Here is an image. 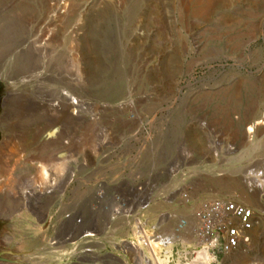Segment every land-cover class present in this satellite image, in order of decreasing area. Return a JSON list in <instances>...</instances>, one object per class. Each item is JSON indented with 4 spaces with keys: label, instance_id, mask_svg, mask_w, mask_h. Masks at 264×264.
<instances>
[{
    "label": "rangeland",
    "instance_id": "rangeland-1",
    "mask_svg": "<svg viewBox=\"0 0 264 264\" xmlns=\"http://www.w3.org/2000/svg\"><path fill=\"white\" fill-rule=\"evenodd\" d=\"M0 73L15 80L5 127L18 138L6 147L0 214L17 213L30 261L105 260L141 225L160 238L144 256L180 264L176 254L195 249L178 223L186 193L189 206L226 196L253 207L251 245L215 264H264V132H241L264 117V0H0ZM67 99L77 106L65 132L86 142L57 165L42 161L58 169L50 176L33 164L54 149L41 142L52 128L42 106Z\"/></svg>",
    "mask_w": 264,
    "mask_h": 264
},
{
    "label": "built area",
    "instance_id": "built-area-1",
    "mask_svg": "<svg viewBox=\"0 0 264 264\" xmlns=\"http://www.w3.org/2000/svg\"><path fill=\"white\" fill-rule=\"evenodd\" d=\"M189 196L186 193H180L181 204L186 209H191L188 218H179L183 231L190 230L187 235L194 236V251L190 256L187 253L176 254L177 263L180 264H215L219 256L227 255L241 247L250 246L252 241V230L258 222L257 212L251 206L242 202L228 198L226 196H203L197 199L192 206H189ZM198 224L209 226L203 229L201 239L196 234L195 229L200 228ZM192 225V226H191ZM198 225V226H197ZM177 226V225H176ZM190 227L195 228L194 231ZM176 229V228H175ZM139 231V233H137ZM208 236L212 244L202 241L203 237ZM160 238H151L147 236L141 225L134 232L132 239H123L116 246L114 252L107 253L105 260L91 262L89 264H154L157 262V256L152 252L150 259H147L142 253V249H150V242ZM162 244H168V241L161 240ZM201 243L199 244V242ZM157 243V241H155ZM203 248L207 249V259H201L198 252ZM151 250V249H150ZM84 253H91L89 249H84ZM79 261L75 264H84L86 260L83 256L78 257ZM83 261V262H81Z\"/></svg>",
    "mask_w": 264,
    "mask_h": 264
},
{
    "label": "bare ground",
    "instance_id": "bare-ground-1",
    "mask_svg": "<svg viewBox=\"0 0 264 264\" xmlns=\"http://www.w3.org/2000/svg\"><path fill=\"white\" fill-rule=\"evenodd\" d=\"M65 3V2H64ZM204 3V2H203ZM213 4V3H212ZM211 5V3H210ZM209 3L206 4V6L202 7L200 9V11H203L205 12V10L210 6ZM212 6V5H211ZM52 7V6H51ZM66 5H62L61 8H65ZM54 9H56L57 12H59V9H60V6L58 4L57 6V3L53 5ZM211 9V7H210ZM198 11V10H197ZM198 11V13L200 12ZM202 12V14H204ZM73 29V28H72ZM45 35V34H44ZM52 38V37H51ZM235 96V95H234ZM42 104V103H41ZM43 105V104H42ZM77 106V101H74V100H69L67 99L64 103H55L54 105L50 104V105H45V106H42V107H45L48 111V122H49V126L52 127L51 129H49V131L45 134V136L42 138L41 142L44 143V145H47L48 147L52 146L54 147V149H50L48 150L49 152L47 153L46 152V155L45 156H40L41 157V163H36L38 162L37 159L36 160H33L31 159V161L33 160L34 161V165H37V168L40 166L41 170L44 167L45 164L42 163L45 162L47 164H49L50 166L52 164L54 165H57L58 162L55 163V161H64V159L67 157V156H70V157H73L74 156V153H75V149L73 148L74 145L77 144V147L80 145H84L85 142H86V139L84 138V140H82V138L80 139L79 138H75L76 140H74V133H71L70 132V135H69V132H65V129L67 126H68V129L70 127L71 124H75V119L73 117L74 115V110H75V107ZM39 112V111H38ZM44 117V116H43ZM47 118V117H46ZM77 118V117H76ZM80 120V119H79ZM83 121V120H82ZM80 122V121H79ZM87 123V122H86ZM45 124V123H44ZM83 125V124H82ZM223 125V124H222ZM39 128V127H38ZM42 128V127H41ZM73 128V127H72ZM88 128V127H87ZM37 129V128H36ZM79 129V128H78ZM71 130V129H70ZM73 130V129H72ZM84 130V129H82ZM79 131V130H78ZM87 131V129L85 130ZM240 132V131H239ZM241 132H242V135L243 137H247V138H254V137H257L259 136L260 134H262L264 132V117L260 120V121H253L252 119L250 118H247V119H244V121H241ZM38 133V132H36ZM11 134V133H10ZM80 134V133H79ZM78 135V134H77ZM76 135V137H77ZM81 135V134H80ZM241 135V136H242ZM17 139L16 136H11L8 137L4 143L2 144V146L0 147V173L2 171V169L4 168L5 166V162H6V158L8 157L7 156V153H6V147H8L9 144H13V143H17ZM81 141V142H80ZM11 146H14V145H11ZM49 147V148H50ZM48 148V149H49ZM82 148V147H81ZM8 151V150H7ZM38 155V154H37ZM7 156V157H6ZM38 158V157H37ZM39 160V159H38ZM28 161V160H27ZM51 163V164H50ZM32 164V162H31ZM53 165V166H54ZM7 166V165H6ZM32 166V165H31ZM47 166V165H46ZM57 167V166H56ZM55 167V168H56ZM33 168V167H32ZM48 170L49 171V175L50 176H54L56 175V171H52L51 168H45V170ZM5 170V168H4ZM38 170V169H37ZM36 170V172H37ZM44 170V169H43ZM42 170V171H43ZM40 171V170H39ZM41 173V171L39 172ZM56 173V174H54ZM36 174V173H35ZM45 182L44 181V184L42 185L43 187L45 186ZM52 185V183H51ZM48 186V184L46 185ZM38 189H36V192L38 195H42V194H45L43 193V189H40L39 186H37ZM47 190V189H46ZM34 194V192H33ZM240 197L243 198V200H245L246 202L250 203V202H253L254 205H256L257 208H259V210L262 209V202L257 199V194L254 192V191H250V190H241L240 193H239ZM239 198V197H238ZM250 205V204H249ZM182 222V221H181ZM181 222L180 225H181ZM182 226V225H181ZM209 228V226H204L201 224V227L199 229H197L196 231V234L199 236V238L201 239V232L203 231V229H207ZM194 231V230H193ZM252 234V232H251ZM264 238V237H263ZM203 240L202 241H207L209 242L210 244L213 243V241H211L209 239L208 236H205L202 238ZM252 242V241H251ZM201 243V241H200ZM153 244V243H151ZM249 246H245V247H241L240 249L242 248H247ZM152 249H154V245H152ZM207 249L206 248H203L202 251L198 252L199 254V257L201 259H203L201 256L203 255L204 257L207 256ZM237 250H235L236 252Z\"/></svg>",
    "mask_w": 264,
    "mask_h": 264
},
{
    "label": "water",
    "instance_id": "water-1",
    "mask_svg": "<svg viewBox=\"0 0 264 264\" xmlns=\"http://www.w3.org/2000/svg\"><path fill=\"white\" fill-rule=\"evenodd\" d=\"M15 94V80L0 73V147L8 137L5 123L12 117ZM17 220V213L0 214V264H35L30 261V251L21 249L15 242Z\"/></svg>",
    "mask_w": 264,
    "mask_h": 264
}]
</instances>
